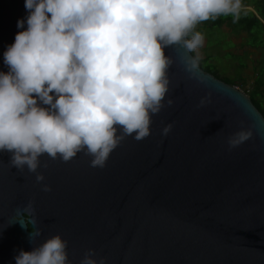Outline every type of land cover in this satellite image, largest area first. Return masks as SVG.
Returning <instances> with one entry per match:
<instances>
[{
  "label": "water",
  "instance_id": "obj_1",
  "mask_svg": "<svg viewBox=\"0 0 264 264\" xmlns=\"http://www.w3.org/2000/svg\"><path fill=\"white\" fill-rule=\"evenodd\" d=\"M24 4L0 0V72L9 70L7 47L27 28H17ZM164 51L175 61L172 105L152 116L146 139L122 140L105 167H91L84 153L69 162L44 154L37 183L0 152V264H16L20 250L55 234L67 241L71 264L88 249L105 264H264V117L247 93L200 65L202 79L190 78L182 49ZM202 98L210 102L199 106ZM241 129L252 137L229 149Z\"/></svg>",
  "mask_w": 264,
  "mask_h": 264
},
{
  "label": "clouds",
  "instance_id": "obj_2",
  "mask_svg": "<svg viewBox=\"0 0 264 264\" xmlns=\"http://www.w3.org/2000/svg\"><path fill=\"white\" fill-rule=\"evenodd\" d=\"M24 6L28 15L17 28H27L7 47L9 70L0 72V152L11 154L12 167L35 173L37 183L45 180L37 172L47 167L44 154L69 162L84 153L91 167L103 168L122 140L146 139L152 116L173 103L166 96L175 61L164 49H182L180 63L201 80L197 50L205 38L197 26L247 15L243 0H25ZM171 130L168 124L161 134ZM251 137V130L233 133L229 149ZM95 257L88 249L80 264H105ZM15 262L71 264L67 241L55 234L30 252L20 250Z\"/></svg>",
  "mask_w": 264,
  "mask_h": 264
},
{
  "label": "rangeland",
  "instance_id": "obj_3",
  "mask_svg": "<svg viewBox=\"0 0 264 264\" xmlns=\"http://www.w3.org/2000/svg\"><path fill=\"white\" fill-rule=\"evenodd\" d=\"M245 3L250 10L255 8L251 0H245ZM259 17L264 22V17ZM196 30L205 38L203 47L197 50L199 57H209L203 63L214 67L226 82L236 80V87L247 91L254 79L264 75V31L256 29L249 34L241 22L234 23L231 16L204 21Z\"/></svg>",
  "mask_w": 264,
  "mask_h": 264
},
{
  "label": "trees",
  "instance_id": "obj_4",
  "mask_svg": "<svg viewBox=\"0 0 264 264\" xmlns=\"http://www.w3.org/2000/svg\"><path fill=\"white\" fill-rule=\"evenodd\" d=\"M251 2L254 4L255 11L262 17H264V0H251ZM244 4L245 0H243ZM252 11H247V15H242L240 18L241 26L244 27L245 30L248 31L249 34H251L253 31L258 29L259 31L263 30L262 22L255 16V14L251 13ZM248 20V18H250ZM203 23V22H202ZM256 27V28H254ZM193 55H195L193 53ZM208 60L209 57L205 56L204 58H200L199 65L206 71L211 72L216 77H219L220 79L226 81L219 73L218 71L212 67L209 64H204V60ZM236 80L229 82L232 85H235ZM248 94L249 98L251 99L252 103L257 107V109L261 112V114L264 117V75L261 78L254 79L253 84L248 88L247 91H243Z\"/></svg>",
  "mask_w": 264,
  "mask_h": 264
},
{
  "label": "flooded vegetation",
  "instance_id": "obj_5",
  "mask_svg": "<svg viewBox=\"0 0 264 264\" xmlns=\"http://www.w3.org/2000/svg\"><path fill=\"white\" fill-rule=\"evenodd\" d=\"M246 5V4H245ZM248 10H250L249 8H247ZM254 10V9H253ZM250 11H252V10H250ZM253 12V11H252ZM211 73V72H210ZM219 78V77H218Z\"/></svg>",
  "mask_w": 264,
  "mask_h": 264
}]
</instances>
